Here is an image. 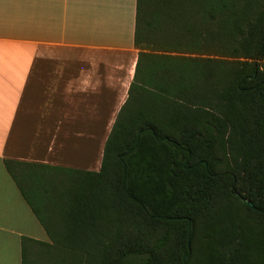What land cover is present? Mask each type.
Masks as SVG:
<instances>
[{
    "label": "trees",
    "instance_id": "1",
    "mask_svg": "<svg viewBox=\"0 0 264 264\" xmlns=\"http://www.w3.org/2000/svg\"><path fill=\"white\" fill-rule=\"evenodd\" d=\"M135 46L98 171L5 160L23 264H264V0H137Z\"/></svg>",
    "mask_w": 264,
    "mask_h": 264
},
{
    "label": "crops",
    "instance_id": "2",
    "mask_svg": "<svg viewBox=\"0 0 264 264\" xmlns=\"http://www.w3.org/2000/svg\"><path fill=\"white\" fill-rule=\"evenodd\" d=\"M137 0H0V264L49 242L5 160L98 171L128 99Z\"/></svg>",
    "mask_w": 264,
    "mask_h": 264
},
{
    "label": "rangeland",
    "instance_id": "3",
    "mask_svg": "<svg viewBox=\"0 0 264 264\" xmlns=\"http://www.w3.org/2000/svg\"><path fill=\"white\" fill-rule=\"evenodd\" d=\"M192 55H194V56H206V55H202V54H192ZM83 258H85V255H83ZM51 261H52V259H51ZM51 261H47L45 259V260L40 261L39 264H51L50 263ZM56 262H57V259H56Z\"/></svg>",
    "mask_w": 264,
    "mask_h": 264
},
{
    "label": "water",
    "instance_id": "4",
    "mask_svg": "<svg viewBox=\"0 0 264 264\" xmlns=\"http://www.w3.org/2000/svg\"><path fill=\"white\" fill-rule=\"evenodd\" d=\"M242 200H243V202H245V203L249 204L250 206L254 207V204L249 199H247L245 197H242Z\"/></svg>",
    "mask_w": 264,
    "mask_h": 264
}]
</instances>
